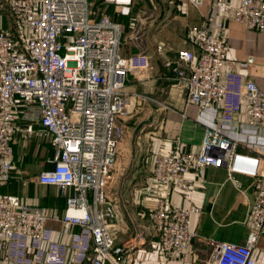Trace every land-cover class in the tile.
<instances>
[{
    "label": "built area",
    "instance_id": "2783aa9c",
    "mask_svg": "<svg viewBox=\"0 0 264 264\" xmlns=\"http://www.w3.org/2000/svg\"><path fill=\"white\" fill-rule=\"evenodd\" d=\"M0 14L6 21L0 27V187L11 179L13 145L22 130L49 140V167L34 180L57 186L66 200L59 214L19 194L0 193V264H134L135 243L117 242L111 232L119 210L106 180L136 98L124 89L127 75L149 66V56L122 54L121 23L96 14L90 0H0ZM228 21L264 34V0H210L207 15L190 30L198 53L177 50L170 62L174 78L185 89L186 103H195L200 112L218 105L221 120L232 121L243 111L248 125L264 128V90L241 73L247 59L228 57ZM164 47L159 43L157 52ZM32 107V122L21 126L19 110ZM209 139L219 141L216 128ZM236 156L232 149L220 156L203 148L155 158V180L179 188L184 200L204 182L203 170L221 160L229 173L254 179L249 241H221L202 264H256L252 248L264 235V173L258 158L241 166ZM200 211L196 204L158 200L149 219L163 252L184 254L196 234L191 217ZM51 222L69 232L68 242L54 237Z\"/></svg>",
    "mask_w": 264,
    "mask_h": 264
},
{
    "label": "crops",
    "instance_id": "0c3cea01",
    "mask_svg": "<svg viewBox=\"0 0 264 264\" xmlns=\"http://www.w3.org/2000/svg\"><path fill=\"white\" fill-rule=\"evenodd\" d=\"M91 2L121 23L122 54L144 53L150 58L149 66L127 75L124 87L136 98L131 114L125 119L117 161L110 172L108 192L119 210V217L110 223L115 240L130 239L135 243L134 264H202L221 241L248 242L251 231L249 211L255 198L252 176L229 173L221 160L203 170L204 182L188 200H184L179 188L164 185L153 176L157 155L170 154L177 149L197 152L203 148L220 156L224 150L232 149L237 154L235 163L241 166H251L254 158H258L264 173V128L248 125L243 111L232 121L221 120L218 105L200 112L195 103H186L185 89L174 78L171 63L177 50L188 48L198 53L190 39V30L209 12L210 0ZM5 26V18L0 14V27ZM210 26L214 32L218 31L216 22ZM224 32L228 36V57L247 59L248 64L240 69L241 73L264 90V34L235 21L225 22ZM159 43L165 45L162 53L157 52ZM34 114L33 107L19 110L21 126L32 122ZM35 127L38 126L35 124ZM213 128L220 138L216 144L209 139ZM14 148L19 154L22 171L38 173L49 167L46 158L52 146L47 138L21 130L16 134ZM14 176L12 172L10 181L0 187V193L7 192L14 178L24 186L34 183L36 187L58 188L39 184L22 175ZM35 190L28 195H19L46 212L62 214L66 200L59 188V192L51 196ZM60 199L64 200L63 205L50 207V203ZM160 199L185 206L196 204L201 208L191 217V229L196 234L182 256L165 253L159 247L149 212ZM51 224L55 228L54 237L68 242L69 232H61L58 223ZM252 253L256 264H264V235L255 243Z\"/></svg>",
    "mask_w": 264,
    "mask_h": 264
},
{
    "label": "rangeland",
    "instance_id": "374dc122",
    "mask_svg": "<svg viewBox=\"0 0 264 264\" xmlns=\"http://www.w3.org/2000/svg\"><path fill=\"white\" fill-rule=\"evenodd\" d=\"M90 2H91V0H90ZM91 5H92V8H93V11L96 14L105 13L104 12L105 10H102V9L98 8L96 5H94V3L91 2ZM134 103L135 102H133V106H134ZM133 106H132V108H133ZM131 112H132V109H131ZM15 143H16V141H15ZM15 143H14V145H15ZM14 145H13V155H12L13 156V170H12V172L15 175L14 177H16V175H18V176H21L22 175L24 178H27L29 180H34V176L37 173H35L33 171H28V170L27 171H22V169H20L22 163H21L20 159H18V157H17L19 154L16 153L15 148H14ZM52 153H53V151L51 150L49 152V154L47 155V157L48 156H51ZM109 180H110V177L106 180L107 183H108V186L106 187L107 188L108 195H109V192H108L109 191V188H111L109 186L110 185V182H108ZM33 184L34 183H32V185L27 183V185L24 186L19 181H16V178H14V180L11 183H9V189H7V192H9V193H15V194L17 193V194L28 195L33 189L34 190L36 189L35 190L36 192L41 193L42 195L43 194L44 195H47V196H51V195L56 194V193L59 192L58 191V188L57 189L56 188L54 189L53 187H50V186H39V185H37V187H36ZM27 187H29V189H30L29 191H28V188ZM23 188H27V190L25 192H22V189ZM63 203H64V200L63 199L62 200L61 199L60 200H56L54 202V204H53V202L50 203L51 205H53V206L50 205V207H54V205H63Z\"/></svg>",
    "mask_w": 264,
    "mask_h": 264
}]
</instances>
